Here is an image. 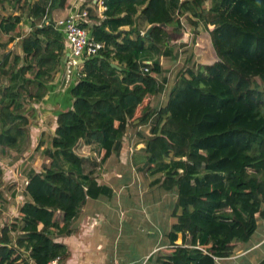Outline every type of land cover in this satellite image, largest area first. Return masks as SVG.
I'll return each mask as SVG.
<instances>
[{
  "label": "trees",
  "instance_id": "trees-1",
  "mask_svg": "<svg viewBox=\"0 0 264 264\" xmlns=\"http://www.w3.org/2000/svg\"><path fill=\"white\" fill-rule=\"evenodd\" d=\"M9 1L19 13L1 17L0 32L19 35L23 14L30 31L21 36L22 57L9 51L0 60L7 76L0 83V151L23 154L30 142L23 102L46 95L66 56L63 33L49 13L70 0ZM103 2V17L88 7L94 24L83 23L103 47L84 59V75L69 90L72 106L56 116L50 145L41 150L49 162L27 174L28 200L0 227V264H29L24 250L34 264L64 261L70 252L54 241L53 230L71 232L86 197L108 189L95 185L94 169L119 152L128 129L151 120L150 135H142L145 170L155 176L151 185L176 192V221L167 235L170 247L149 260L217 264L232 254L235 241L250 238L256 214H264V0ZM181 16L195 28L211 26L216 60L199 63L189 54L168 84L161 57L176 60L180 50L161 25L180 30ZM140 22L154 25L149 37ZM6 44L0 41V48ZM163 94L165 102L152 106ZM2 173L0 165V184Z\"/></svg>",
  "mask_w": 264,
  "mask_h": 264
},
{
  "label": "crops",
  "instance_id": "crops-1",
  "mask_svg": "<svg viewBox=\"0 0 264 264\" xmlns=\"http://www.w3.org/2000/svg\"><path fill=\"white\" fill-rule=\"evenodd\" d=\"M26 1L29 2V0ZM34 1L30 0L31 3ZM69 2L68 7L55 8L50 11V17L54 22L69 17L79 8L86 6L87 8L91 7L92 12L98 16V5L95 0H70ZM7 7L12 10L10 13L14 12L13 15L18 14L19 11L12 9L10 1L0 4L1 10H3L2 8L7 10ZM29 21L30 19L26 16L19 24L25 26L24 34L30 31ZM91 24H94V21L89 19L88 26ZM146 26L144 22L141 26L140 22L139 27L142 30ZM120 28L128 29L129 26ZM162 58L161 63L163 62ZM64 61L65 58L52 80L48 82L46 95L40 101L31 103L26 110L30 112L28 113L30 115V142L26 152L31 151L35 157L30 171L31 168L34 171H39L36 165L41 161L42 155L38 151L50 145V136L56 127L57 114L72 106L73 99L69 90L73 84H66L64 81ZM146 61L149 60L144 62ZM159 96L153 102L161 101L163 95ZM150 125L147 123L128 129L122 137V147L119 152L112 153L103 165L97 168L101 172H98V176L95 177V185H104L108 189L94 191L93 196L86 197L77 215L71 221L69 234H58L53 230L54 241L64 244L70 255L64 261L55 259L48 264H133L127 262L128 260L124 257L125 219L138 224L142 244H145L146 240L150 238L152 240L149 243L152 247L144 253L140 264H156L151 259V261L149 260L150 256L166 252V248L170 247L167 235L172 224L176 221L175 216L172 215L176 192L166 191L158 185L150 184L155 176L147 174L145 170L146 157L142 151L144 147L142 135L144 137L150 135ZM40 140L44 143L40 150H36ZM127 150L133 155L128 153L129 156H127ZM26 152L23 153V156H26ZM30 158L27 157V159ZM45 161L48 163L49 159ZM2 172L3 181L10 174L9 172L5 173L3 169ZM26 183L27 177L24 186ZM140 191L142 192L141 197ZM0 197L2 198V194ZM12 198L15 200L11 204H15L17 200L19 205L14 208V211H11L12 217L9 212L5 211V208L0 207V227L6 221L8 222L5 219L6 216L8 218L18 217L19 207L28 200L24 189L22 193L12 195ZM137 201L142 204L136 206ZM2 218L6 220L3 223L1 222ZM152 230L157 231V236ZM133 235L135 233H132L130 237ZM125 244L129 245V243ZM234 244L232 254L217 259V264H264V214H256V229L250 238L246 241H235ZM22 253L28 258L27 251L24 250Z\"/></svg>",
  "mask_w": 264,
  "mask_h": 264
},
{
  "label": "rangeland",
  "instance_id": "rangeland-1",
  "mask_svg": "<svg viewBox=\"0 0 264 264\" xmlns=\"http://www.w3.org/2000/svg\"><path fill=\"white\" fill-rule=\"evenodd\" d=\"M9 1V0H7ZM5 1L4 3H6ZM30 2V0H29ZM209 1L205 2L204 7H209ZM7 10L0 9V19L1 17H6L9 15V13L12 11L9 7H7ZM14 13V12H12ZM19 13V12H18ZM188 15V14H187ZM23 17H26V15ZM182 28L180 30H175L172 27H165L166 32L171 30V40L169 44L175 45L176 47L179 48L180 50V55L176 60H172L170 57H163V73L162 75L165 74L168 78V84H172L173 81H175V75L181 68V66L185 63V58L189 54L193 56V60L199 63H212L213 61L216 60V54L212 48V45L210 43V37L208 33V28H211V26H206L204 25L205 23L200 22L199 25L195 28L192 26L188 20L185 18V16H181L180 18ZM19 29V35H17L15 32L9 33L10 35H15L14 39L12 41L8 40L9 34H4L0 32V41L7 43L5 47L0 48V60L2 56L11 51L14 55H18L19 57H22V51L20 47V42H21V36L25 33V26L18 25ZM29 31V30H27ZM195 31H197V34H195ZM173 32L180 33L181 32V37L179 35H173ZM19 38V39H17ZM183 38L184 40L182 42H179ZM183 45H179V44ZM15 57V56H14ZM7 82V76L3 73L0 72V83H6ZM167 87V86H166ZM162 97V100L159 102H153L152 106H158L155 105L157 103H164L165 102V94ZM23 104L26 107V110L28 109L27 107L30 106L31 101L28 99H25ZM159 104V105H160ZM30 113V112H29ZM151 125H152V120H151ZM150 125V126H151ZM131 136V135H130ZM26 152V151H25ZM40 155L41 151H38ZM129 151L127 150V156H129ZM131 156L133 154H130ZM27 157H31L30 159H27ZM26 159V160H25ZM47 158L42 155L41 161L37 162V169L40 171L42 169V166L46 164ZM35 157L31 151L26 152V156H23V154H18L14 150H5V152L0 151V165L3 167V171L5 173L10 174V176H6L5 180L2 181L0 184V193L2 194V198L0 199V207L5 208V211L9 212V215L11 216V211H14V208L18 206V202L16 200L15 204H11L12 201L15 199L12 198V195H16L17 193L20 194L23 192L24 189V181L26 180L27 174L30 171L31 165L34 163ZM86 171L90 170L91 163L89 162L88 164L85 165ZM32 170V168H31ZM100 173L101 170L94 169V176L97 177L98 174ZM7 175V174H6ZM140 197L142 196V192H139ZM22 201V200H21ZM142 202L137 201L136 206H140ZM12 217V216H11ZM8 218V216L5 217L8 222H10L13 218ZM2 218V223L5 220ZM5 220V221H6ZM10 220V221H9ZM4 221V222H5ZM7 222V221H6ZM138 224L131 222L127 219L124 221V257L127 262H131L133 264H138L144 256V253L147 252L152 246L149 244L151 243V238L149 240H146L145 244H142V239L140 237V230L138 229ZM152 232L157 236V231L152 230ZM135 233L132 237L131 234ZM125 243H129V245H126ZM151 261V260H150ZM140 264V263H139Z\"/></svg>",
  "mask_w": 264,
  "mask_h": 264
},
{
  "label": "built area",
  "instance_id": "built-area-1",
  "mask_svg": "<svg viewBox=\"0 0 264 264\" xmlns=\"http://www.w3.org/2000/svg\"><path fill=\"white\" fill-rule=\"evenodd\" d=\"M95 3L98 5V16L102 18L106 9L104 2L95 0ZM88 15L89 10L86 6L79 8L69 17L54 22V26L63 33L65 41L67 56L63 64V78L66 84H75L84 75L82 72L84 59L98 54L103 47V43L95 40L90 29L83 25V23H88ZM28 261L29 264H34L29 257Z\"/></svg>",
  "mask_w": 264,
  "mask_h": 264
},
{
  "label": "water",
  "instance_id": "water-1",
  "mask_svg": "<svg viewBox=\"0 0 264 264\" xmlns=\"http://www.w3.org/2000/svg\"><path fill=\"white\" fill-rule=\"evenodd\" d=\"M163 28H165V27H169V26H167V25H165V24H162L161 25ZM154 27V25L153 24H151V25H149V26H147V28H146V30L144 31V33H143V36H145V37H149L150 36V32H151V30H152V28ZM166 30V29H165ZM171 30L172 29H170L169 31H167V34H168V36L170 37V40H171V35H170V33H171ZM175 34V32H173V35ZM177 35H179L180 34V37H181V32L180 33H176ZM175 34V35H176ZM116 35H118V33H116ZM180 41L179 42H182L184 39L183 38H181V39H179ZM66 56H67V54H66ZM65 56V57H66ZM147 62V61H146ZM113 65H115V64H113Z\"/></svg>",
  "mask_w": 264,
  "mask_h": 264
}]
</instances>
